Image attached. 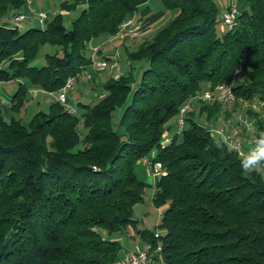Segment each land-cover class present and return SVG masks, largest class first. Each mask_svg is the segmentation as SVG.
<instances>
[{"label": "trees", "instance_id": "1", "mask_svg": "<svg viewBox=\"0 0 264 264\" xmlns=\"http://www.w3.org/2000/svg\"><path fill=\"white\" fill-rule=\"evenodd\" d=\"M149 1H65L64 11L82 8L70 30L61 13L38 28L0 25V82L25 81L10 101L11 115L0 109V264L120 260L116 237L136 228L135 205L151 187L138 174L140 167L150 173L145 158L163 169L153 196L163 208L159 229L137 231L143 246L161 245L155 261L264 264V172L245 175L242 157L205 126L223 106L197 103L185 116L188 128L166 137L168 123L203 84L214 89L241 65L237 94L264 90V0L236 1L238 26L222 32L225 5L216 0H160L171 19L126 50L131 64L142 63L138 81L131 70L109 78L97 103H79L80 117L57 100L28 124L20 116L32 86L61 92L95 63L86 56L90 43L116 36ZM25 4L0 0V21ZM47 44L59 49L37 66Z\"/></svg>", "mask_w": 264, "mask_h": 264}, {"label": "rangeland", "instance_id": "2", "mask_svg": "<svg viewBox=\"0 0 264 264\" xmlns=\"http://www.w3.org/2000/svg\"><path fill=\"white\" fill-rule=\"evenodd\" d=\"M65 1L71 0H32L30 9L34 8L37 12L43 11L48 13L49 19L54 17L56 14H63L64 25L68 30H70L73 21L78 17L82 8L77 7L76 9L71 11H64L63 3ZM234 1L236 2L238 0H216L220 7H223L224 5L226 7ZM149 5L157 6L159 5V0H150ZM19 13H24L28 17L24 23L18 25L21 30H25L29 27L38 28L43 26L38 22L36 15L32 14L30 10H28L27 4H25L20 10L9 12V14L3 19V21H0V25L1 22H3L15 27L16 24L13 20V16ZM221 18L222 17L220 15L219 20H221ZM226 29V26L222 22L217 26L218 32H222L223 30L225 31ZM140 38L141 36L136 38L135 40L123 41L124 43L122 45V43L118 39L104 35L96 38L90 43L86 51V56L87 58L94 59L95 63L90 65V68L86 71L89 74H92L93 79H88L87 74L81 75L80 78L75 82V84L66 91L68 105L75 110L77 116L80 117L85 111V108L82 105H79V103L92 106L97 103L100 98H102L105 93L104 84L107 82L111 75H126L131 70L133 78L137 81L139 80L142 73V63L136 62L131 64V62L128 60L126 49H136L142 43L139 42L137 47H135L136 42L140 41ZM96 48H101L102 52L100 54L94 53L93 49ZM58 49L59 47H54L49 44L45 45L41 49L39 58L37 59L35 64L40 67L46 65V56L48 54H54ZM103 56L111 57L112 60L115 61L119 59V62H117V68L112 69L110 67L112 63H109V66L107 68H101L100 66H98L97 62L100 61ZM24 82L25 81H23L22 79H10L9 81L0 82V109L4 114H8L5 107L8 106L7 104L10 98H12L17 91L20 83ZM209 87V84H203L202 92L207 91ZM55 100V95L46 92L40 87L32 86L30 88V92L27 95V98L25 99L20 116L23 118L24 122L28 124L36 113L41 111L49 112L50 106L54 103ZM195 105H197V103H195ZM177 121L178 118H175L168 123V127H172V129L166 135L168 139H171L175 134L188 128V125L185 124L183 129H179ZM200 121L203 123L206 121V119L202 118L200 119ZM80 131L82 134L85 133V129L83 127H81ZM138 174L139 177L147 184H150L151 187L148 188L143 201L135 205L133 215L134 218L138 221L136 224V228L144 229L147 227L148 229L154 231V229L156 228L159 229L158 226L162 220L163 208H158L153 203V196L155 193V186L153 185V174L146 172L143 167H140L138 169ZM132 230H134V227H129L127 231L131 232ZM157 232H159V230ZM139 240L141 241L142 239Z\"/></svg>", "mask_w": 264, "mask_h": 264}, {"label": "built area", "instance_id": "3", "mask_svg": "<svg viewBox=\"0 0 264 264\" xmlns=\"http://www.w3.org/2000/svg\"><path fill=\"white\" fill-rule=\"evenodd\" d=\"M28 10L34 15L41 25H44L49 19L46 12H37L34 8L30 9L32 0H25ZM240 11L237 2H232L227 5L223 11V23L229 31L234 30L238 26V18ZM24 13H19L13 16L16 26L24 23L27 20ZM142 34L141 25L137 22L135 17L129 18L120 25L119 32L116 37L122 41L135 40ZM94 53H98L99 49H93ZM101 68L109 66L108 60L97 62ZM117 62H112L111 68H117ZM244 68L239 66L233 73L231 79L216 86L214 89L204 91L185 103L178 116V127L183 129L185 125L186 114L193 109L195 103L221 104L223 106L222 115L219 116L215 122L209 121L205 126L209 129L211 135L217 140H223L230 148L236 151L240 157L242 154L250 151L255 146V140L264 134V90H261L253 95H238L235 91L238 78L242 74ZM90 79L91 75L84 71L82 75H86ZM71 77L68 79L66 85L61 92L54 94L56 100L64 104L72 113L75 112L73 108L68 105L66 91L70 89L78 78ZM70 107V108H69ZM168 140V139H167ZM169 141V140H168ZM168 141H165L168 142ZM143 163L148 168L154 177H159L162 174V166L159 163L153 164L151 159L145 158ZM264 172V169H260ZM155 237H159V233L155 232ZM162 250L158 243L156 248L151 244L143 246L141 249L128 254L126 257L116 261L114 264H153L156 256Z\"/></svg>", "mask_w": 264, "mask_h": 264}, {"label": "crops", "instance_id": "4", "mask_svg": "<svg viewBox=\"0 0 264 264\" xmlns=\"http://www.w3.org/2000/svg\"><path fill=\"white\" fill-rule=\"evenodd\" d=\"M149 2L146 3L145 5H143L135 15V18H136L137 22L141 25V29H142L140 41L136 42L135 47H137L139 42H144L146 40L151 39L154 36V34L156 33V31L161 26L166 24L172 17V15L163 7L160 0H159V5H157V6L156 5L151 6V5H149ZM1 21H3V20H1ZM1 25L6 26V27H14V26H11L9 24H5L3 22H1ZM112 38L118 39L123 45L124 42L122 40H120L119 38H117V37H112ZM136 49H132V50L126 49V50L135 51ZM100 50H102V49L100 48ZM117 61L119 62V59ZM117 75L118 74L111 75L109 78L117 77ZM11 99L12 98H10V100L7 104L8 106L5 107L7 109L6 110L8 113L7 115H11V108H10ZM158 178L159 177H154V179H153V185L154 186L156 185ZM144 229H148V228L146 227ZM127 230L124 233H122L121 235L116 237V239L119 240L123 246V249L121 252V259L126 257L128 254H130L134 251H137L138 249H141L145 243L144 240H141V241L139 240V239H142L141 236L137 233V231L139 229L134 228V230H132L131 232L127 231ZM149 230H151V229H149ZM153 264H163V261H162V259H159V260L155 261Z\"/></svg>", "mask_w": 264, "mask_h": 264}, {"label": "clouds", "instance_id": "5", "mask_svg": "<svg viewBox=\"0 0 264 264\" xmlns=\"http://www.w3.org/2000/svg\"><path fill=\"white\" fill-rule=\"evenodd\" d=\"M241 168L245 175L264 169V134L255 140V146L242 154Z\"/></svg>", "mask_w": 264, "mask_h": 264}]
</instances>
